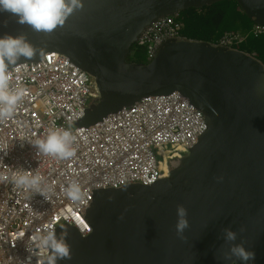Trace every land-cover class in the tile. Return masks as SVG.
Masks as SVG:
<instances>
[{
	"label": "water",
	"instance_id": "water-1",
	"mask_svg": "<svg viewBox=\"0 0 264 264\" xmlns=\"http://www.w3.org/2000/svg\"><path fill=\"white\" fill-rule=\"evenodd\" d=\"M225 1L264 25V0H0V71L59 53L94 81L78 127L174 92L208 125L168 178L97 192L92 233L60 227L46 264H264L263 63L183 39L131 61L158 19Z\"/></svg>",
	"mask_w": 264,
	"mask_h": 264
},
{
	"label": "built area",
	"instance_id": "built-area-1",
	"mask_svg": "<svg viewBox=\"0 0 264 264\" xmlns=\"http://www.w3.org/2000/svg\"><path fill=\"white\" fill-rule=\"evenodd\" d=\"M178 18L154 22L133 54L144 49L141 62L149 63L165 43L182 39ZM261 37L264 25L255 24L216 45L240 51ZM98 98L92 78L59 53L0 72V264H46L60 227L92 233L87 211L97 192L168 178L208 129L179 92L143 98L78 127Z\"/></svg>",
	"mask_w": 264,
	"mask_h": 264
},
{
	"label": "trees",
	"instance_id": "trees-1",
	"mask_svg": "<svg viewBox=\"0 0 264 264\" xmlns=\"http://www.w3.org/2000/svg\"><path fill=\"white\" fill-rule=\"evenodd\" d=\"M178 20L183 24V40L212 45H216L228 32L247 33L255 25L234 1L221 2L202 10L190 9L180 14ZM240 51L254 56L264 65V37L249 38ZM144 56L145 50L138 48L131 58L141 62Z\"/></svg>",
	"mask_w": 264,
	"mask_h": 264
},
{
	"label": "bare ground",
	"instance_id": "bare-ground-1",
	"mask_svg": "<svg viewBox=\"0 0 264 264\" xmlns=\"http://www.w3.org/2000/svg\"><path fill=\"white\" fill-rule=\"evenodd\" d=\"M175 166H176V164H175ZM168 173H169V169H168Z\"/></svg>",
	"mask_w": 264,
	"mask_h": 264
},
{
	"label": "clouds",
	"instance_id": "clouds-1",
	"mask_svg": "<svg viewBox=\"0 0 264 264\" xmlns=\"http://www.w3.org/2000/svg\"><path fill=\"white\" fill-rule=\"evenodd\" d=\"M8 70H10V69H8ZM6 71V70H5ZM1 72V71H0Z\"/></svg>",
	"mask_w": 264,
	"mask_h": 264
},
{
	"label": "flooded vegetation",
	"instance_id": "flooded-vegetation-1",
	"mask_svg": "<svg viewBox=\"0 0 264 264\" xmlns=\"http://www.w3.org/2000/svg\"><path fill=\"white\" fill-rule=\"evenodd\" d=\"M131 61H134V60H131ZM135 62V61H134Z\"/></svg>",
	"mask_w": 264,
	"mask_h": 264
}]
</instances>
